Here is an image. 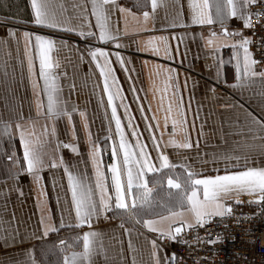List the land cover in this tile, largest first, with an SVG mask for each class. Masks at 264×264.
<instances>
[{
	"label": "crops",
	"instance_id": "crops-1",
	"mask_svg": "<svg viewBox=\"0 0 264 264\" xmlns=\"http://www.w3.org/2000/svg\"><path fill=\"white\" fill-rule=\"evenodd\" d=\"M37 2L50 3L67 27L88 30L82 24V10L79 6L86 5L90 12V0ZM214 2L209 0V3ZM234 3H239V0H234ZM156 4L153 9L151 0H116L115 6H109L110 24L113 28L118 27L120 32V47L117 48L114 43L105 44L94 37H80L77 32L35 25L32 22V0H0V264H31V257L35 258L37 264H65L66 259L72 264V253L84 251L85 232L95 233L94 237L89 238L91 264H133L134 260L135 264H153L152 240H156L161 258L173 253L155 238L157 233L142 223H136V219L130 218L129 213L117 210L111 191L112 207L93 215L90 225L77 227L63 166L44 168L40 173L43 179L38 184L33 175L8 159L15 155L23 163V148L15 127L19 123L33 140L50 141L42 149L46 163L50 156L62 157L71 171L84 174L87 182L93 186L95 175L89 151L93 143L99 144L102 149V167L108 175V184H111L106 166L112 162V140L104 139L109 133L111 109L102 92L103 82L99 70L89 55L92 47L104 46L109 52L121 53L127 73L116 62L114 55L110 59L123 88L125 102L135 117L134 123L138 125L141 140L147 145L153 164L159 168L160 161L149 132L145 129V121L138 110L135 96L140 98L144 114L148 117L155 115L159 120L160 127L154 130V134L159 138L163 133L161 151L168 156L170 164L175 165L146 174L148 187L153 191L150 193L152 208H145L141 212L144 219L167 215L164 205L171 206L180 191L170 187L168 179L172 178L183 186L187 179L186 170L197 173L193 177L196 179L223 174L226 168L242 170L245 164L264 167V142H252L250 135L245 138L235 134L238 127L248 125L251 117L264 120V77H248L243 83L237 80V58L242 66L243 50H234L230 45L241 37L225 39L220 36L223 30L220 21L193 25L189 0H156ZM120 7L129 9L131 14L121 13ZM145 11L150 14L146 22L143 17ZM89 19L94 25V18ZM222 23L229 32L245 28L242 20L237 17H228ZM173 24L177 26L172 27ZM26 31L55 41L50 53L54 65L50 74L55 77L59 97L67 102L68 110L76 109L72 112L71 124L66 116L50 120L43 114H37V93L43 88L44 82L39 77V57L34 36L31 44H28L23 36ZM93 31L96 29L93 28ZM210 32H216L219 42L225 46L216 49L208 46L206 40ZM150 37H165L170 46L171 58L164 55L163 42L159 39L154 41L161 50L159 56L151 50L144 51ZM248 48L252 54L250 44ZM28 55L33 58L31 75ZM253 67L257 73L264 71V64ZM168 68L174 69L173 75L178 78L179 91L183 97L187 120L184 132L177 130L173 133L171 119L167 126L164 123L167 113L161 107V97L165 96L164 70ZM36 83L39 87L34 89ZM131 86L135 87V93ZM42 98L45 100L46 112V97ZM189 103L190 108L187 107ZM166 106L165 96L163 107ZM81 111L86 114L87 129L84 127L85 118L79 114ZM118 112L126 126L123 109H118ZM53 124L56 128L55 137L50 134ZM5 125L11 127L6 131ZM111 129L112 137L118 144L114 122H111ZM125 131L129 141L134 144L131 130L125 127ZM170 137L178 143H183L187 138L192 147L173 146L168 143ZM57 143H61L58 150ZM63 144L76 145L78 152L63 147ZM225 154L239 156L240 160H225ZM246 198L255 197L242 193L239 197L229 196L224 202L232 205L234 200ZM95 199L99 201L98 191ZM42 217L45 223L57 225L58 230L44 235ZM61 218L64 227H59ZM184 218L192 221L191 213L185 211ZM167 223L163 222L162 226L166 228ZM61 241H64L63 247ZM76 264H80L79 257Z\"/></svg>",
	"mask_w": 264,
	"mask_h": 264
},
{
	"label": "snow or ice",
	"instance_id": "snow-or-ice-1",
	"mask_svg": "<svg viewBox=\"0 0 264 264\" xmlns=\"http://www.w3.org/2000/svg\"><path fill=\"white\" fill-rule=\"evenodd\" d=\"M255 3H257V0H239V3H234V0H224L223 3L221 0H215L214 3H209V0H202V2H199V0H189V7L192 9L191 23L193 25L212 24L214 20L220 21L223 29L220 36L225 39L234 36L241 37V39L234 41L230 45L234 50H243V64L241 66L237 58L236 66L237 80L241 83L246 81L248 77H255L257 75L264 77V71L257 73L253 67L257 65L258 62L252 58V54L249 51L248 45L250 39L243 36L242 30L229 32L222 22L228 17H237L242 20L245 28L252 27L251 15L253 13L248 11V9ZM90 4V12L86 5L79 6L82 10V24L87 26V31L67 27L65 22L58 18L57 12L50 3H38L37 0H32V9L34 12V19L32 22L37 26L77 32L80 37H94L99 42H104L105 44L114 43L115 46L119 48V28H113L111 26V15L109 12V6H115L116 0H90ZM151 4L152 8L155 9L157 6L156 0H151ZM119 11L121 13L131 14L130 10L124 7H120ZM256 14L259 15V13ZM149 15L147 11L143 13L145 22L149 18ZM89 17L94 18V25L91 23ZM176 26L175 24L172 25V27ZM93 28H95L96 31H93ZM23 36L28 44H31L34 36L35 48L39 57V77L44 82L43 88L37 93V114H43L50 120L66 116L71 124L72 112L76 111V109L73 108L72 111L68 110L66 106L67 102L62 101L59 97V90L55 85V77L50 74V70L54 67L50 53L55 46V41L50 37L27 31L23 33ZM157 39L163 42L164 55L171 58L170 46L165 37H150L146 42L144 51L151 50L156 56H159L161 50L154 44V41ZM206 44L214 49L225 46L219 42L216 32L209 33ZM27 51L26 48V53ZM89 55L91 61L95 63V67L99 70V76L103 82L102 92L107 97L108 108L111 109L109 133L104 138L106 141L112 140V162L106 166L107 173L111 178V184H108V175L105 174L104 168L102 167V149L99 144L93 143L89 151L95 175V184L93 186L87 182V178L84 174H76L71 171L69 166L64 163L62 157L50 156L49 162L46 163L43 158L42 149L44 144L50 141L33 140L30 134L19 123H17L15 127L19 132V140L23 148V163L21 164L20 158L15 155L8 157L14 165L19 164L24 171L33 175L38 184L43 179L40 173L44 168H57L63 166L64 173L67 176L68 190L71 193V205L75 211L77 227L85 224L90 225L93 215L98 214L100 211L109 210L112 207L113 195L115 208L117 210L129 213L130 218L136 219V223H142L150 231L157 233L162 239L167 237L171 240H176L186 228L203 227L209 223L213 217H224L231 214V204H226L224 202L229 196L239 197L240 194L247 193L249 196L255 197V199L250 200L249 203H264V167H252L245 164L242 170H228L226 168L223 174L203 176L196 179H193V177L197 176V173L186 170L187 179L183 186L172 178L168 179V185L180 191L175 198V202L171 203V206L164 205L167 215H160L157 219H144L141 212L145 208H152L150 193L153 191L152 188L148 187V181L145 179L146 174L156 173L162 168L175 167V165L170 164L168 156L161 151L160 141L163 139V133H161L159 138L154 134V130L160 127L159 120L155 115L151 117L145 115L144 107L139 103L140 98L135 96L134 98L137 101L138 110L141 113L142 119L145 121V129L149 132L152 146L160 161L159 168L153 164L150 153L147 151V145L141 140V133L138 130V125L134 123L135 117L131 114L129 104L125 102L126 97L123 94V88L115 74L113 62L110 59V57L114 55L116 57V62L119 63L122 70L127 73L128 69L125 67V60L121 56V53L119 51L109 52L106 47L97 46L89 49ZM28 70L31 75L33 72V58L31 55H28ZM164 72L163 92L167 98V106L165 108L163 107L165 96L161 97V107L167 113L164 117V123L165 126H167L169 119H171L172 132L176 133L177 130L184 132L187 124L186 110L183 97L179 91L178 78L173 75L174 69L168 68L165 69ZM130 79L131 77H129V80ZM38 87V83L34 84V89ZM131 90L133 93L136 92L134 86H131ZM42 97H46V112L44 111L45 100ZM117 101H119V103H117ZM101 103H103V100H101ZM187 107L190 108V103ZM121 108L123 109V117L127 120L126 126L122 123V116L118 112V109ZM79 114L82 118H85L84 127L87 129L86 114L83 111ZM150 120L156 121V123L153 124ZM111 122H114L115 125V135L118 137V144L112 137ZM4 127L7 131L11 125H5ZM125 127L131 130V136L135 138L134 144L129 141ZM50 134L52 137H55V124H53L51 128ZM235 134L244 136L245 138L250 135L252 142H264V120L251 117L248 125L238 127ZM88 136L91 143L90 132ZM168 143L176 147H192V143L187 138L183 143H178L174 138L170 137ZM245 143H247V139H245ZM60 146L61 143H57L56 149L58 150ZM62 146L69 148L73 152H78V147L76 145L63 144ZM105 148H107V145H105ZM224 159H236L239 161L240 157L225 154ZM181 167H183V165ZM97 191L99 192V201L95 199ZM110 191L113 195L109 194ZM241 202L242 201L239 199L235 200V203ZM185 211L191 213L192 221L184 218ZM165 221L168 222L166 228L162 226ZM41 223L44 225V235H47L50 231L58 230L57 225L45 223L43 217ZM59 227H64L62 218ZM94 236L95 233L92 232L83 233L84 251L82 253H72V264H76L78 257L80 258V264H84L85 261L91 264L90 256L92 254V248L89 238ZM206 239L209 244H214L219 240V237L215 240L210 237H206ZM184 242L187 243L186 241ZM60 244L61 247H63L64 241H61ZM151 246L153 264H176L177 258L175 253H172L170 256L165 254L164 257L161 258L159 255L160 249L156 240L151 241ZM129 247H131V243ZM30 261L31 264H37L34 257H31ZM65 264H69L67 259ZM133 264H135V260Z\"/></svg>",
	"mask_w": 264,
	"mask_h": 264
},
{
	"label": "built area",
	"instance_id": "built-area-1",
	"mask_svg": "<svg viewBox=\"0 0 264 264\" xmlns=\"http://www.w3.org/2000/svg\"><path fill=\"white\" fill-rule=\"evenodd\" d=\"M252 27L243 28L250 39L253 59L264 64V0L250 6ZM256 13H259L257 15ZM232 203V212L213 217L203 227L184 229L176 240L155 238L176 254V264H264V203ZM206 237L219 240L209 244ZM186 241L187 243H185Z\"/></svg>",
	"mask_w": 264,
	"mask_h": 264
}]
</instances>
